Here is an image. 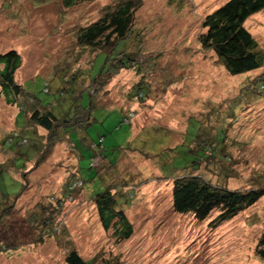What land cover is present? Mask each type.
<instances>
[{
    "label": "rangeland",
    "instance_id": "obj_1",
    "mask_svg": "<svg viewBox=\"0 0 264 264\" xmlns=\"http://www.w3.org/2000/svg\"><path fill=\"white\" fill-rule=\"evenodd\" d=\"M226 1L142 0L130 39L108 63L115 69L123 57L139 66L118 69L94 97L81 93L73 100L67 90L59 107L62 84L77 88L71 85L72 76L86 72L90 64L83 80V86L89 85L104 64V54L90 63L92 54L76 46L75 34L101 17L110 2L92 0L65 9L60 0H0V53L15 50L20 55L15 79L24 93L50 104L55 114L73 103L90 109L86 131L68 134L76 152L61 133L51 146L45 131L30 123L21 128L18 106L6 104L0 94V170L5 172L0 189L9 194H0V264H65L69 248L98 264H264L254 254L263 232L264 196L217 227L210 226L217 210L199 221L176 214L171 202L172 182L185 174L214 184L226 174L227 186L239 191L264 188V83L251 85L264 68L230 76L197 39L204 32L203 18ZM245 27L264 51V10ZM80 77L75 79L78 86ZM140 86L146 93L143 102L136 96ZM126 111L134 112L131 125L121 122ZM19 130L32 134L39 151L1 148ZM198 132V140L221 138L230 161L222 165L197 158V164L184 168L181 153L175 157L172 150L197 147L191 139ZM99 137L106 163L114 166L107 172L106 163L99 172L88 168L92 151L80 141ZM77 161L84 187L70 200L65 195ZM100 174L132 226L126 241L117 242L97 218L91 192L101 188ZM52 198L62 200V206L53 213L51 235L39 244L41 226L32 231L29 217L39 203Z\"/></svg>",
    "mask_w": 264,
    "mask_h": 264
},
{
    "label": "trees",
    "instance_id": "obj_2",
    "mask_svg": "<svg viewBox=\"0 0 264 264\" xmlns=\"http://www.w3.org/2000/svg\"><path fill=\"white\" fill-rule=\"evenodd\" d=\"M60 1L63 8L68 9L83 3H90L92 0ZM108 1L110 5L104 8L101 17L79 28L75 34L76 46L92 54L90 63L96 55L104 54V64L98 74L93 79H89V85L83 86V80H86L85 77L87 78L90 64L86 72L78 73V75L82 76L79 79L80 86L77 84L78 81L75 80L78 75L72 76L75 83L70 84L72 86L76 85L78 89L74 87L64 88V84H62L63 89L61 88L60 92H58L59 107L62 106L61 102L67 90L72 92L70 95L73 100L78 97L81 98V93H87L90 97L91 95L94 97L97 95V91L102 88V85H105L108 79L111 78V75L118 72V69H129L130 67L136 69L140 64L134 63L133 59L123 57L119 60V65L114 67L115 69L110 68L108 63L110 60H113L112 58L117 56L124 44L130 39L135 16L142 6V0ZM263 10L264 0H227L203 18L201 27L204 32L197 38L199 46L204 52H212L228 75L238 76L245 73L249 74L264 68V51L258 50L256 40L245 27L246 22L251 16ZM20 66L21 57L15 50L0 53V94L3 95L6 104L18 106L20 110L19 116L22 122L21 128L27 126L26 123H30L34 128H40L48 134L47 139L50 141L49 145L51 146L56 141L53 140V137L61 133L71 143L72 150L76 151V147L73 146V140H71L68 134L73 131H81V135L82 131H86L85 129L90 125V109L79 103H73L71 106H67V109L62 107L63 110L58 112V115L55 114L50 104L46 103L45 105L36 98H32L30 94L24 93L22 87L15 79V75ZM262 75L259 78L257 76L255 79H252L251 85L256 86L262 82L264 83V73ZM43 91L45 93L49 92L48 84L45 83ZM143 91L144 89L141 86L137 89L136 96L140 102L146 100V93ZM19 97H22L21 100ZM26 113L28 114V117L26 116L28 122L25 121ZM133 113V111H126L123 114L121 122L131 125ZM28 126L31 127L29 124ZM18 132L19 135L12 133L2 141L1 148L3 150L17 149L19 152L21 147L29 146L35 151H39L38 143L33 142L34 138L31 133H24L21 130L25 134L23 135L20 130ZM198 134L199 132L191 139V142H195V140L198 142L196 143L197 147L190 148L187 145H178L172 150L176 154L175 157H179V153H181L182 159L186 162L184 168L188 164L191 166L197 164V158L208 160V163L213 160L214 163H221L222 165L226 164V161H230L228 150L222 144L221 138L213 139L216 142L214 143L206 137L198 140ZM218 134L222 137L220 133ZM80 141L92 151L88 168L95 169L99 172L102 165L106 163V154L102 150L103 137H99L96 142L87 143L85 138H80ZM176 150H179V152H176ZM77 154L79 156L78 159H81L82 156L79 153ZM18 156L20 157L22 154L18 153ZM79 167V161H77L76 174L73 175V178L67 185L65 197L70 200H72L76 191L84 187V181L79 172ZM109 167L114 166H108L106 163V172ZM4 174L5 172L0 170V177ZM99 176L101 177V174ZM229 177L226 174L222 175L218 184H214L210 180L192 174H185L174 178L171 191L173 211L179 215L191 214L195 219L203 221L212 211L217 210L218 215L210 224L212 227H217L232 219L239 212L253 206L264 196V188L248 191L229 188L227 186ZM104 179L105 177H101L100 179L101 188L91 192L92 203L97 218L104 231H113L117 242L126 241L132 236V226L124 213L119 198L104 183ZM0 194L5 198L9 197V194L5 190L0 189ZM61 206L62 200H54L52 198L49 203H39L36 212L30 214L31 218L29 217V222L32 231H38L34 227L41 226V234L36 238L39 244L44 242V237L51 235L56 221V215L53 213H58ZM29 222L27 224L28 226L30 225ZM254 254L258 259L264 261V224L263 232L257 241ZM64 262L65 264H98L94 259L85 261L74 248H69Z\"/></svg>",
    "mask_w": 264,
    "mask_h": 264
}]
</instances>
